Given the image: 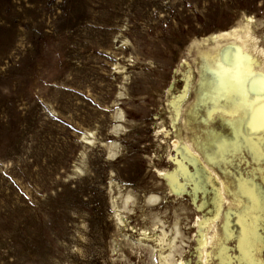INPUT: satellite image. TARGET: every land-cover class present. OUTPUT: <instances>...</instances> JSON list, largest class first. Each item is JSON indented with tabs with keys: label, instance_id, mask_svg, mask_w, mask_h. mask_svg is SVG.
Returning <instances> with one entry per match:
<instances>
[{
	"label": "rangeland",
	"instance_id": "obj_1",
	"mask_svg": "<svg viewBox=\"0 0 264 264\" xmlns=\"http://www.w3.org/2000/svg\"><path fill=\"white\" fill-rule=\"evenodd\" d=\"M246 17L264 44V0H0V264H161L162 231L195 264L203 213L157 174L177 156L166 91L185 60L198 76L194 41ZM216 162L264 196L247 147Z\"/></svg>",
	"mask_w": 264,
	"mask_h": 264
},
{
	"label": "bare ground",
	"instance_id": "obj_2",
	"mask_svg": "<svg viewBox=\"0 0 264 264\" xmlns=\"http://www.w3.org/2000/svg\"><path fill=\"white\" fill-rule=\"evenodd\" d=\"M255 25L252 17H246L229 30L194 41L188 52L195 49L198 76L192 63L185 60L166 91L171 129L162 123L159 133L166 138L171 135L177 156L169 154L173 168L157 170V174L171 197L190 196L203 213L195 223V264H232L228 241L233 236V215L239 225V260L264 264L263 194L257 193L256 184L251 187L248 180L231 188L230 182L227 184L214 170L219 165L216 160L224 158L227 150L232 148L237 153L245 146L264 180V44L256 35ZM226 126L231 137L224 134ZM173 130L174 136L170 134ZM143 235L147 236L146 232ZM167 239L164 231L155 239L161 264H172L174 242ZM166 247L169 252L164 255ZM175 264L188 261L179 259Z\"/></svg>",
	"mask_w": 264,
	"mask_h": 264
},
{
	"label": "snow or ice",
	"instance_id": "obj_3",
	"mask_svg": "<svg viewBox=\"0 0 264 264\" xmlns=\"http://www.w3.org/2000/svg\"><path fill=\"white\" fill-rule=\"evenodd\" d=\"M261 127H264V124H262Z\"/></svg>",
	"mask_w": 264,
	"mask_h": 264
}]
</instances>
